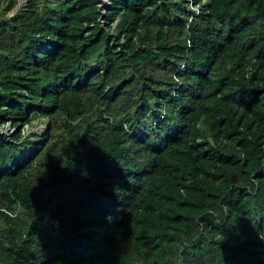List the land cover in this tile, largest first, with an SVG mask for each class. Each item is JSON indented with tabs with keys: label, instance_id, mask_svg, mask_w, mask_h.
<instances>
[{
	"label": "trees",
	"instance_id": "obj_1",
	"mask_svg": "<svg viewBox=\"0 0 264 264\" xmlns=\"http://www.w3.org/2000/svg\"><path fill=\"white\" fill-rule=\"evenodd\" d=\"M20 2L0 264H264V0Z\"/></svg>",
	"mask_w": 264,
	"mask_h": 264
},
{
	"label": "rangeland",
	"instance_id": "obj_2",
	"mask_svg": "<svg viewBox=\"0 0 264 264\" xmlns=\"http://www.w3.org/2000/svg\"><path fill=\"white\" fill-rule=\"evenodd\" d=\"M23 3H24V0H21L20 4L24 5ZM38 128H44V126L38 125ZM35 130H37V128H34L33 131L35 132ZM30 131L31 130H29V132ZM12 133H13V129L11 127L7 126L5 130L0 129V136H3L4 134H7L8 136H10Z\"/></svg>",
	"mask_w": 264,
	"mask_h": 264
},
{
	"label": "clouds",
	"instance_id": "obj_3",
	"mask_svg": "<svg viewBox=\"0 0 264 264\" xmlns=\"http://www.w3.org/2000/svg\"><path fill=\"white\" fill-rule=\"evenodd\" d=\"M192 8L194 9V8H196L194 5H192ZM8 127H9V125H8ZM10 127L12 128V125L10 124Z\"/></svg>",
	"mask_w": 264,
	"mask_h": 264
},
{
	"label": "built area",
	"instance_id": "obj_4",
	"mask_svg": "<svg viewBox=\"0 0 264 264\" xmlns=\"http://www.w3.org/2000/svg\"><path fill=\"white\" fill-rule=\"evenodd\" d=\"M9 127H10V125H9Z\"/></svg>",
	"mask_w": 264,
	"mask_h": 264
},
{
	"label": "water",
	"instance_id": "obj_5",
	"mask_svg": "<svg viewBox=\"0 0 264 264\" xmlns=\"http://www.w3.org/2000/svg\"><path fill=\"white\" fill-rule=\"evenodd\" d=\"M19 128H20V126H19Z\"/></svg>",
	"mask_w": 264,
	"mask_h": 264
}]
</instances>
